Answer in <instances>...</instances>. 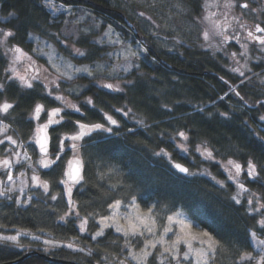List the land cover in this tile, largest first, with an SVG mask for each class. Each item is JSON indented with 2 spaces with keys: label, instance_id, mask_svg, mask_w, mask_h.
<instances>
[{
  "label": "trees",
  "instance_id": "obj_1",
  "mask_svg": "<svg viewBox=\"0 0 264 264\" xmlns=\"http://www.w3.org/2000/svg\"><path fill=\"white\" fill-rule=\"evenodd\" d=\"M57 1L85 6L104 23L113 24L126 40L141 41L147 51L136 58L138 68L125 76L119 91L99 85L96 77L82 76L77 79L81 90L59 93L53 87L55 94L49 96L41 83L26 89L7 80L8 57L0 46V83L5 85L0 102L8 99L14 105L6 117L0 118L19 133L23 142L31 141L34 134L31 113L38 103L45 107L42 121L49 109H63L61 124L48 128L52 159L60 151V140L77 131L76 121L107 125L106 113L118 122L111 125L112 134L93 133L91 138L79 142L83 180L72 188L74 205L68 204L65 185L60 183L68 161L73 159L72 141L67 139L56 164L40 171L42 180L49 182L48 193L40 187L32 189L37 197L25 206L15 202L16 196L0 197V234L23 230L85 251L66 246L46 249L37 241L27 242L24 248L0 243V264L17 260L26 253L29 255L15 264H64L51 262L42 254L84 264H112L123 258L120 251L124 250L125 240L113 234L111 228L103 237L93 240L91 236L98 230L95 219L107 214L112 202L129 201L133 196L144 208L155 205L154 209L164 212L182 209L199 224V229L221 242L218 264H238L240 255L252 249L251 232L263 239L264 233L257 223L261 216L249 212L247 198H241L240 204L231 199L237 188L228 180L224 165L233 160L246 169L242 182L264 202V120L261 119L264 84L254 74L263 73L264 67L236 76L220 58L189 36L171 52L159 49L110 0ZM182 2L188 17L199 15L203 0ZM62 21L55 19L44 0H0V29L11 30L14 36L9 41L28 52L30 35L53 37L61 31ZM78 44L86 50L84 56L78 57L79 62H91L101 50L88 37ZM57 93L77 103L80 112L63 107L62 101L54 99ZM89 98L91 104L87 103ZM180 132L188 139L183 140L178 135ZM180 144L187 147V152ZM197 146L207 148L213 158H205L196 151ZM161 149L171 155V161L155 154ZM32 153L39 156L36 150ZM250 160L257 166L256 181L247 176ZM176 162L185 164L194 175L178 172L172 166ZM2 172L0 181L5 182ZM217 181H224L225 186L221 187ZM53 195L56 200L51 199ZM70 208L71 215L61 220ZM85 217H88L87 231L81 232L79 226ZM89 251L92 255L86 254ZM148 264H157L154 256Z\"/></svg>",
  "mask_w": 264,
  "mask_h": 264
},
{
  "label": "snow or ice",
  "instance_id": "obj_2",
  "mask_svg": "<svg viewBox=\"0 0 264 264\" xmlns=\"http://www.w3.org/2000/svg\"><path fill=\"white\" fill-rule=\"evenodd\" d=\"M236 0H224L222 5L223 11L220 13L223 16L222 20H215L214 17L217 16V12H208L203 19L212 24V32L210 33L208 30L203 32V38L206 42H210L214 36L221 37V44L227 45L229 40H235L240 47L243 49L241 53H239L242 57H247L248 55V45L240 42L239 34L229 35L228 30L232 27L233 21L239 23V18L236 16H231V10L236 7ZM50 10L58 11L63 10L56 9L54 5L49 3L47 5ZM205 9H209L211 7H219L218 0H212L209 3V0H205L204 4ZM241 9H248L249 5L247 2L239 5ZM70 11V9H69ZM140 15H143L141 13ZM240 27L242 29H246L244 24H241ZM247 31V39L250 41H255L261 46V51H264V27H261L260 24L255 25V30H246ZM256 33H260L261 35H256ZM113 30L111 26H109L108 31L104 33V36L97 41V43H103L104 38L107 37V43L109 44H120L119 36L117 34L116 39H112ZM14 36V33L11 30L0 29V46H4L7 43L9 37ZM31 38V37H30ZM208 47H216L217 50H222L219 46H215L211 43H208ZM141 50L146 52L147 49L141 47ZM34 52L39 51L41 55H46L48 57V63L51 64L52 68L55 69L57 76L53 79H49L47 75L43 73L47 72V69H44L42 66L37 65L36 61L32 59L26 52L23 51L18 46H14L11 48L5 47L4 55L8 56L11 53V58L8 64V67L5 69V73H7V80L12 82L19 83L21 88L33 89L34 85L39 82L43 84L44 88L47 90L48 95H53V86L55 89H59L60 85L58 81L61 78L72 80L73 74H71L68 70H72L75 73L84 72L89 76H93L94 72H103L104 65L97 63L94 68L92 67H82V68H74V66L70 62H66L63 65L58 64L53 59L52 53H44L41 49H33ZM72 52H74L78 56H84L85 53L79 48H72ZM122 54L124 55V59L128 60L130 57H135L138 55L137 51H133L131 46H128L126 49L122 50ZM109 55H113L109 53ZM232 59L238 64L239 61L236 59L237 53H231ZM27 60L28 63L25 66V70L21 73L17 65ZM63 60V57H61ZM242 67H247V61L245 64L240 67L232 68L233 72H238L241 76L244 75V72L241 70ZM115 69H113L114 71ZM125 71H128V68L125 67ZM111 74V73H110ZM106 88L113 89L115 88L117 91L120 89L113 84H104ZM5 90V85L0 83V94H3ZM234 90V89H233ZM237 96L240 95L239 92L235 93ZM55 100L62 101L64 106L67 108L73 109L75 112H80V108L69 102L64 96L56 95L54 97ZM87 103L91 104V98L88 99ZM14 108L12 103H9L5 100L3 103H0V117H6L10 110ZM45 111L44 105L37 104L32 113V119L39 121L40 115ZM63 109L60 107L52 108L47 111L48 119L43 124H37L36 130L33 136L30 138L31 141H34L36 145L39 146L40 158L36 162L41 167L48 169L51 168L52 165L56 164V162L61 158L60 153L63 152L64 140H70L71 148L73 150V159L68 161V170L65 171L64 176L65 179L61 180L60 183L65 185L66 193L68 196V204L74 205L72 201V188L75 184H78L81 180H83L82 169H83V161L79 156V142L84 140L85 137H92L93 133H113V128L111 125H117V120L113 119L112 116L108 114H104V118L107 121V125L104 123H82L79 120L76 121L77 131L72 135H65L60 140V151L57 152L55 159H52L49 151H48V128L51 125H59L63 121L64 117L61 115ZM119 111V110H118ZM264 120V117H261ZM9 130V125L3 123V119L0 118V136L3 139H0V145L4 144L5 141L9 142L10 145L15 146L16 148H23V153L18 152L15 148L5 149L7 152H11V157L0 158V170H3L7 175V180L10 182L11 186H4V181H0V197H6L8 199H12L11 193H14L19 189L21 195L25 194V189L28 187V180L26 178V172L21 171L19 173L20 181L17 186L16 181L12 174V168L16 165H24L27 164L29 168L32 167L31 156L28 154L27 148L23 141H17L11 135H7ZM178 135L183 139L187 140V136L184 132L178 133ZM183 151L187 152V147L184 144L178 145ZM196 151L201 152V155L205 156V158L211 159L213 158L212 152L207 148H203L201 146H197ZM157 156L167 157L169 161H171V155L165 150L161 149L159 152L155 153ZM172 166L178 170L180 173H185L188 175H194L191 173L187 167H184L180 163H173ZM224 170L227 172L228 180L232 181L237 188L236 193L231 197V199L236 203H241V197L244 196L245 193H250V190L245 186L243 182L240 181V176L243 171L242 166L233 161L229 160L224 165ZM247 176L252 181H256L259 178V173L257 171V166L251 160L247 165ZM215 179V177H213ZM31 181L33 186L40 187L43 189L45 193L49 192V182L40 179L39 174L33 168V174L31 176ZM217 183L221 186H225L224 181H217ZM51 199L56 200L57 197L55 195L51 196ZM32 200L31 196H28L23 203H28ZM255 200V207H251ZM15 202L17 204L22 203L19 197L16 198ZM247 204L249 207V212H254L261 216V219L257 222L260 226V231L264 233V202L256 195V193H250L247 198ZM122 202L120 200L114 201V203L109 205L111 212L109 215L101 216L96 223H98L99 228L95 231L91 238L96 240L98 237H103L105 235V230L108 228H115L117 233L122 234L124 237L125 243L124 248L128 250V255L119 261V264H126V261L131 258L134 264H148L149 258L155 255L157 264H213V261L216 258L218 250L222 248L221 242L216 240L208 231L200 229L198 232H194L193 229H199L200 226L197 224L191 217H189L182 209H177L172 212L170 215L166 216V223H158V213L154 212L153 205L149 207L147 211H142L139 208V205L136 203L135 196L132 197L131 201L124 205L126 209H131V212L122 213L120 212ZM72 209H69V212L65 213L64 216H61V220H65L68 215H71ZM77 217H79V213H76ZM90 216H94L95 214L90 213ZM124 220L125 224H121L120 220ZM88 217H85L81 220L79 230L81 232L87 231ZM175 229V231H174ZM172 234L174 239L169 240V234ZM30 233L27 231H18L15 235H0V243H11L18 247H23L21 244V236H27ZM257 235L256 232L252 233V237L255 238ZM140 238L143 240V247L136 251L134 249V245L132 241ZM33 239L38 240L39 237L33 236ZM45 246L49 247H59L57 242L52 240H44ZM257 246H260V252L257 255H253L252 253L244 252L240 255L238 264H264V241H256ZM184 245L185 250L181 252V245ZM194 244H198L199 247H194ZM66 247L73 249L74 251L84 252L83 248H74L72 244H67ZM159 249V251H157ZM123 251V249H122ZM87 255H92L89 251L86 253ZM107 259V257H105Z\"/></svg>",
  "mask_w": 264,
  "mask_h": 264
},
{
  "label": "rangeland",
  "instance_id": "obj_3",
  "mask_svg": "<svg viewBox=\"0 0 264 264\" xmlns=\"http://www.w3.org/2000/svg\"><path fill=\"white\" fill-rule=\"evenodd\" d=\"M110 1L113 3V5L121 7L127 13L131 21L134 22V25H137L138 28L142 31V34L145 37L150 38L156 44V46L161 50L171 52L175 50L179 42H184V41L186 42V39H188L189 36L194 40L198 41L201 48L208 50L213 56L220 58L224 62V65L236 76H241V75L238 72H233L232 68L240 67L244 65L245 61H247V67L241 68L244 74L253 72L255 67H264V51H261V46H259L257 42L250 41L246 38L247 37L246 30L254 31L255 25L257 24H260L261 27H264V0H236L237 6L234 7L230 13L229 18H231V16H236L239 18V23L233 21L232 27L228 30V34L229 35L239 34L240 42L248 45L247 57H242L239 55V53H241L243 49L240 47V44H238L235 40H229L227 45L225 46L221 44V37L219 36H214L210 42H206L203 38V32L205 30H208L210 33L212 32V24L208 21H205L203 17L208 12H217L218 14L216 17H214V19L222 20L223 16L220 13L225 11L222 7L224 0H218L219 7H211L207 10L204 7L205 0H203V2L201 3V7H202L201 11L198 16L196 15L194 17L195 19L194 18L192 19L187 16V7L184 5L182 0H110ZM211 2L212 0H209V3ZM244 2L248 3L249 5L248 9H241L239 7V5ZM49 3L54 5L56 9L62 8L63 10L52 11L49 9V7H47ZM44 4L47 7V9L52 13V15H54L55 19L63 20L61 23L62 26L61 31L56 33L55 36L50 38H44L36 34L30 35L31 37L29 38V41L31 42L30 52L18 46L21 49H23V51L26 52L29 56H31L32 59L36 61L37 65H40L44 69H47V72L43 74L47 75L49 79H53L57 76L55 69L52 68L51 64L48 63V57L46 55H41L39 51L34 52L33 49H41L44 53H52L53 59L56 63L63 65L66 62H70L74 66V68H82L85 66L94 68L97 63L104 65V71L94 72L93 76H89L87 73L84 72L75 73L72 70H68L71 74H73V79L67 80L61 78L58 81L60 85L58 91L59 93H64L66 91L74 92L81 90L82 86L81 84L77 83V79L79 80V78H81L82 76L96 77L95 81L99 85L110 83L120 88V86L123 85L125 76L130 72H132L134 69L138 68L139 64L137 63L136 58L144 53V51L141 50V47L144 48L141 41L136 40L135 42H133L131 39L126 40L113 24L108 22L104 23L103 19L96 17L89 10H87L85 6L68 4L67 2L57 1V0H44ZM141 13H143V15H140ZM241 24H244L246 26V29H242L240 27ZM109 26H111V29L113 30L112 39H116L118 34L119 39L120 41H122V43L109 44L107 43V37L104 38L103 43H97V41L104 36V33L108 31ZM256 35H261V34L256 33ZM86 37L90 38V40L94 44L101 47L100 48L101 50L99 51L98 56L92 59L91 62H79L78 57L81 56H78L74 52H72V48L73 47L79 48L86 54L85 52L86 50L81 48L78 44L79 41H83V39H85ZM208 43H211L215 46H219L222 50L218 51L216 47H208L207 46ZM14 46L16 45L10 42L8 38L6 45L1 47L3 48V50H5V47L11 48ZM128 46H131L133 51H137L138 55L135 57H130L128 60H125L124 55L122 54V50L126 49ZM233 52L237 53L236 59L239 61L238 64L231 57V53ZM109 53H112L113 55L110 56ZM7 57L9 64L11 53H9ZM61 57H63V60H61ZM27 63L28 61L24 60L23 62L17 65V68L21 73L24 72ZM125 67L128 68V71L124 70ZM113 69L115 70L113 71ZM254 74H258L259 75L258 80L264 84V72L260 74L259 72H257ZM53 94H55V92H53ZM63 96L72 104L77 105V103L72 102L68 96L66 95ZM5 100H7L9 103H12L8 99H4L0 103H3ZM62 105L63 107H65L63 102ZM32 113H31V117H32ZM42 113L40 115L39 121L31 118L35 122L34 132L36 130L37 124L45 123L48 118L47 116V118H45L42 121L43 118ZM3 123L9 125V130L7 135L13 136V138L16 139L17 141H22L19 133H16L15 130L11 128V125L9 123H7L5 120H3ZM0 139H3V137L0 136ZM24 144L25 147L27 148L28 154L31 156L32 167L29 168L27 164L16 165L14 168H12L11 171L17 186L19 185V181H20L19 173L21 171L26 172L28 187L25 189L24 195L20 194L18 187L17 190L14 193H11L10 195L11 197L14 196H16V198L19 197L20 200L22 201V203L20 204L25 206L29 202L23 203V201H25L28 196H31L32 199L36 196L35 193L31 192L33 191L32 189L39 188L33 186V183L31 181L33 168L36 170V172L40 176V179L42 180L43 178L41 177L40 171L41 169H43V167H41L38 163H36L40 158L38 145H36L37 147L35 148L34 144L31 145L32 144L31 141H25ZM8 148H15L16 151L21 153H23L24 151L23 148H16L15 146L10 145L9 142L5 141L4 144L0 145V158L11 157V152L5 151V149ZM34 150H36L39 153V156L33 155L34 153L32 152ZM242 169L243 171L241 173V176L246 171V169H244L243 167ZM2 173H4L5 175L4 186H11L10 182H8L7 180V175L5 174V172L3 171ZM241 176H240V181L242 182ZM63 179H65V176L63 177ZM250 193H252V191H250ZM250 193H245L244 196H242L241 198H248V195ZM130 201L131 200L121 201L122 205L120 208V212L122 213L131 212V209H126L124 207V205L128 204ZM136 203L139 205V208L142 211H147L148 208H144L143 206H141L137 200ZM108 210H109L108 213L105 215L110 214L111 209L108 208ZM154 212L158 213V223L162 224V223H166V216L170 215L174 211L164 212L161 210L154 209ZM105 215H101V216H105ZM101 216H98L95 219V221H98ZM120 223L125 224V221L121 219ZM111 229L113 230V234L123 237L122 234L117 233L115 231L114 227H112ZM199 230L200 229H196V228L193 229L194 232H198ZM252 233L253 232H251L252 249L247 252L252 253L255 256L260 252V246H257L256 241H264V239L259 237L258 235H256L255 238H253ZM15 234L16 233L8 234V235H15ZM0 235H5V234H0ZM33 236L39 237V239L38 240L33 239ZM20 239L23 247H19V248L27 247L25 246V244L29 241H37L42 245V247L46 249L57 248V247H49L44 245L43 243L44 240L55 241L46 236H40L30 233L27 236H21ZM168 239L169 240L174 239L171 233L169 234ZM55 242H57L61 246L67 245L59 241H55ZM132 244L134 245V249L136 251H139V249L143 247V240L137 238L132 241ZM194 247H199V245L194 244ZM184 250L185 248L184 245L182 244L181 252H183ZM157 251H159V249H157ZM120 252L123 253V258L122 257L118 258L112 264H119V261L124 259L128 255V250L125 248L123 251L121 250ZM153 256L155 257V255ZM220 258L221 255L220 252L218 251L216 258L213 261V264H218ZM126 264H134V262L129 257V259L126 261Z\"/></svg>",
  "mask_w": 264,
  "mask_h": 264
},
{
  "label": "water",
  "instance_id": "obj_4",
  "mask_svg": "<svg viewBox=\"0 0 264 264\" xmlns=\"http://www.w3.org/2000/svg\"><path fill=\"white\" fill-rule=\"evenodd\" d=\"M245 3V2H244ZM48 137H49V131H48ZM49 146H50V137H49V140H48V151H49ZM39 147V146H38ZM72 160V159H71ZM176 163H180L182 164L184 167H187L185 164L181 163V162H176ZM188 168V167H187ZM189 169V168H188ZM68 170V168H67ZM66 170V171H67ZM178 171V170H177ZM179 172V171H178ZM83 175V169H82V173ZM183 175H186L185 173H181ZM66 178V177H65ZM29 253H26L25 255H23L21 258L17 259V260H14V261H9V262H6V263H2V264H15L19 261H21L23 258H25L26 256H28ZM42 256L44 258H46L47 260L51 261V262H57V263H64V264H84V263H78V262H75V261H69V260H62V259H57L55 257H51V256H48L46 254H42Z\"/></svg>",
  "mask_w": 264,
  "mask_h": 264
},
{
  "label": "bare ground",
  "instance_id": "obj_5",
  "mask_svg": "<svg viewBox=\"0 0 264 264\" xmlns=\"http://www.w3.org/2000/svg\"><path fill=\"white\" fill-rule=\"evenodd\" d=\"M68 168V167H67Z\"/></svg>",
  "mask_w": 264,
  "mask_h": 264
},
{
  "label": "flooded vegetation",
  "instance_id": "obj_6",
  "mask_svg": "<svg viewBox=\"0 0 264 264\" xmlns=\"http://www.w3.org/2000/svg\"><path fill=\"white\" fill-rule=\"evenodd\" d=\"M1 171V170H0Z\"/></svg>",
  "mask_w": 264,
  "mask_h": 264
}]
</instances>
